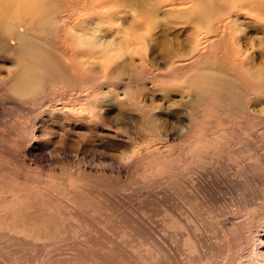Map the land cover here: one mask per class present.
<instances>
[{"label": "rangeland", "instance_id": "1", "mask_svg": "<svg viewBox=\"0 0 264 264\" xmlns=\"http://www.w3.org/2000/svg\"><path fill=\"white\" fill-rule=\"evenodd\" d=\"M19 1L0 264H264V0H35L13 39ZM30 43L48 61L18 94Z\"/></svg>", "mask_w": 264, "mask_h": 264}, {"label": "bare ground", "instance_id": "2", "mask_svg": "<svg viewBox=\"0 0 264 264\" xmlns=\"http://www.w3.org/2000/svg\"><path fill=\"white\" fill-rule=\"evenodd\" d=\"M19 2H20L19 5L17 4L15 6H12L11 16L8 19V23L5 25V29H4V32L6 33L8 32L9 38L11 37L13 39H15L13 36L16 35H19V37L23 36L21 31L22 24L20 20L21 18H23L24 15L38 18V14L43 13V6L35 0H20ZM254 14H256V12H254ZM1 39L4 41L3 37ZM24 40L25 38H22V41ZM16 50L18 51L20 56L19 67L22 68L24 72L12 79L11 89L15 93L23 94L27 90H34L37 84L42 80L38 75V70L42 67L43 61H48V60H46V55L40 52V50H38L37 47L35 48L31 43L28 45L25 44L18 45ZM34 52L43 56V59L36 57V55H34ZM54 76L59 77V74L58 73L56 75L54 74ZM97 256L98 255H96V257ZM93 257H95V255H93ZM105 260H107V258ZM89 261H91V259H89ZM109 262L110 261H108L107 264L112 263Z\"/></svg>", "mask_w": 264, "mask_h": 264}]
</instances>
